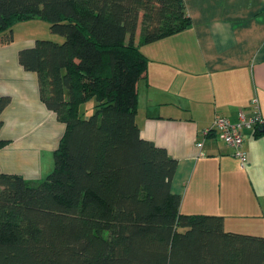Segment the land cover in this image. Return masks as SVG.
<instances>
[{"label":"trees","instance_id":"obj_1","mask_svg":"<svg viewBox=\"0 0 264 264\" xmlns=\"http://www.w3.org/2000/svg\"><path fill=\"white\" fill-rule=\"evenodd\" d=\"M35 19L65 40H36L20 65L65 130L46 179L0 168V264H264V236L229 232L220 215L182 213L178 160L137 123L149 66L141 46L192 27L185 0H0L2 45ZM11 100L0 97V131ZM253 130L264 137V126ZM10 142L0 138V150Z\"/></svg>","mask_w":264,"mask_h":264},{"label":"crops","instance_id":"obj_2","mask_svg":"<svg viewBox=\"0 0 264 264\" xmlns=\"http://www.w3.org/2000/svg\"><path fill=\"white\" fill-rule=\"evenodd\" d=\"M185 3L189 30L141 46L149 58L138 83L141 135L178 160L172 190L182 196V213L220 215L229 232L264 236V207L247 185L254 146L260 144L264 159V137L246 131L248 167L242 169L218 135H205L216 115L236 122L241 110L252 113L254 101L264 116V0ZM16 40L0 42V97L12 99L2 115L0 138L11 142L0 150V168L38 182L42 157L51 152L54 158L65 127L42 102L37 75L20 65V51L36 40Z\"/></svg>","mask_w":264,"mask_h":264},{"label":"rangeland","instance_id":"obj_3","mask_svg":"<svg viewBox=\"0 0 264 264\" xmlns=\"http://www.w3.org/2000/svg\"><path fill=\"white\" fill-rule=\"evenodd\" d=\"M140 32H141V27L138 29V35L140 34ZM14 39H17L16 41L18 42L19 41L25 42L27 40H52L57 43H63L65 40L63 37L59 35L52 34L50 30V24L48 22L39 19L30 20L28 22H22L19 23V25H16L14 28ZM95 104L96 101L93 100L87 105L82 106L80 109L81 117L86 119L89 118L91 115H93L95 112L94 109ZM245 112L246 114H250L247 111ZM252 130L253 129L243 130V134L246 137V139H248L246 135V131L250 132ZM218 141L222 145H225L223 141H221L219 138ZM261 143H264V140ZM262 152L263 150L260 144L259 146L256 145L253 147V152H251V155L252 157L254 156L257 160L254 165V171L252 172V178L249 179V183H247V185H250V188L252 189L254 196L261 202L262 206L264 207V159L261 158L260 156ZM42 159H43V172L40 181L46 179L47 176L51 174L54 170V158L51 152H49V154H44ZM234 160L238 162V167L240 168L242 163L240 159L237 158ZM247 162L248 161L246 159L244 168L241 167L242 169L248 167L246 164ZM229 166L231 169L230 170L231 174L233 176L236 175L237 172L235 170V161H230ZM252 181L254 183H251ZM216 185H218V183H216Z\"/></svg>","mask_w":264,"mask_h":264},{"label":"built area","instance_id":"obj_4","mask_svg":"<svg viewBox=\"0 0 264 264\" xmlns=\"http://www.w3.org/2000/svg\"><path fill=\"white\" fill-rule=\"evenodd\" d=\"M257 126H264V116L261 115L257 102L254 101L251 114H246L245 111L241 110L236 122L228 117L217 115L212 129L219 139L233 150L234 157L240 159L241 167L244 168L247 158L243 150L245 142L243 130L254 129ZM209 132L207 130L205 135H208ZM199 147H202V144H199Z\"/></svg>","mask_w":264,"mask_h":264}]
</instances>
